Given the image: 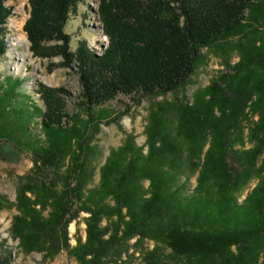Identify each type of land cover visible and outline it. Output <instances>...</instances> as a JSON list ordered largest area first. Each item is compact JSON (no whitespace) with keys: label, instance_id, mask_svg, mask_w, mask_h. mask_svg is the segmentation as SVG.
Returning <instances> with one entry per match:
<instances>
[{"label":"trees","instance_id":"1","mask_svg":"<svg viewBox=\"0 0 264 264\" xmlns=\"http://www.w3.org/2000/svg\"><path fill=\"white\" fill-rule=\"evenodd\" d=\"M5 2L0 61L12 14ZM79 2L27 0L22 30L33 56L59 57L60 67L76 72L87 120L69 116L63 89L39 84L32 98L18 76L0 81V145L33 162L16 192L10 237L24 254L51 260L65 252L77 264H128L123 256L131 240L136 249L154 242L144 264H159L161 246L174 264H264V0H100L107 44L98 54L84 40L72 51L64 33ZM209 52L223 56L226 71L191 102L176 101L174 125L168 109L156 106L146 153L127 136L99 168L98 185L89 188L99 153L91 134L118 118L102 107L118 96L139 101L181 92ZM37 116L43 139L34 134ZM244 123L251 148L239 152L234 147L244 144ZM179 139L188 148L177 145ZM189 166L196 186L184 198L176 184L179 169ZM81 214L87 215L85 240L76 237L71 246L68 226ZM0 264L11 262L0 256Z\"/></svg>","mask_w":264,"mask_h":264},{"label":"rangeland","instance_id":"2","mask_svg":"<svg viewBox=\"0 0 264 264\" xmlns=\"http://www.w3.org/2000/svg\"><path fill=\"white\" fill-rule=\"evenodd\" d=\"M99 3L100 0H81L75 14H72L65 24L64 33L71 36L70 48L72 51L75 50L77 43L82 40L87 42L96 54L100 53L101 48L107 44L101 30L102 26L98 13ZM5 5L12 9V14L5 26L7 50L5 57L0 61V81L6 76H18L24 81L22 92L31 95L32 98L38 93L39 84L47 88L63 89L67 94L65 105L69 116L75 117L77 115L82 120H87V116L81 111L82 107L79 103L80 85L76 72L73 69L60 67L62 62L59 57L38 58L33 56L30 51V43L22 30L28 18L27 0H6ZM204 52L206 51L203 50ZM224 61L222 55L209 52L205 66L196 71L191 77L189 85L181 92L177 91L158 97L147 96L139 101L135 98L118 96L115 100L105 104L102 108L110 112V117L116 116L118 118L110 124H106L104 121L99 123L95 132H93L92 127H89V132H93L91 134L93 136L92 145L96 147L99 153L95 159V173L88 187L94 188L98 185L99 168L111 150L117 149L125 143L127 136H131L136 145L143 148L145 154L147 128L151 111L159 105L166 110L168 109L167 120L174 125L175 117L172 106L183 97L191 102L193 94L197 90L205 89L210 85L212 79L226 71ZM229 62L230 65L238 62V57L234 52L231 53ZM35 100L37 102V99ZM37 105L38 108H43L38 102ZM39 123L40 119L37 116L33 130L38 138L43 139L40 134ZM248 126L249 123H244V144H237L234 147L236 151L241 152L242 149L248 150L251 148L246 137ZM233 140H235L234 137ZM176 143L179 146L186 147L183 139L177 140ZM206 149L207 145L200 151V156L205 153ZM32 166L33 162L30 155L20 153L8 145H0V198L3 199V202L0 203L1 206L3 205L0 208V256L9 258L11 264H77L65 252H60L51 260H44L43 255L39 253L24 254L19 249L17 241L10 237L12 218L17 215L14 208L16 192L20 182H23L22 177L29 172ZM232 166L237 169L234 164ZM255 168L257 169V167ZM179 173L181 175L177 178L176 186L182 188V196L188 198L196 186L197 173H192L190 166L180 168ZM262 176L264 178V172H262ZM257 183V179L252 180L242 189V193L238 196V203ZM142 184L144 189L148 188L147 181ZM27 195L30 197V194ZM86 217V214H81L76 221L69 224L68 234L71 246L75 245L76 237L81 238L82 241L85 240L84 219ZM134 242L135 240L129 242L128 256H123V259H127L128 264H144L143 256L146 252L153 250L155 244L152 241H146L142 247L136 249L132 247ZM158 253L159 264H174L169 260V251L164 247L161 246Z\"/></svg>","mask_w":264,"mask_h":264}]
</instances>
